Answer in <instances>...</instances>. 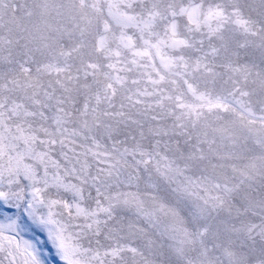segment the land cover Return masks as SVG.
Instances as JSON below:
<instances>
[{
    "label": "rangeland",
    "instance_id": "374dc122",
    "mask_svg": "<svg viewBox=\"0 0 264 264\" xmlns=\"http://www.w3.org/2000/svg\"><path fill=\"white\" fill-rule=\"evenodd\" d=\"M0 264H264V0H0Z\"/></svg>",
    "mask_w": 264,
    "mask_h": 264
}]
</instances>
